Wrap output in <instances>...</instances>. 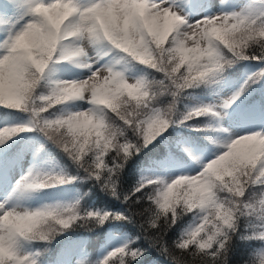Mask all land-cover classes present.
<instances>
[{
    "label": "snow or ice",
    "instance_id": "6c2138e0",
    "mask_svg": "<svg viewBox=\"0 0 264 264\" xmlns=\"http://www.w3.org/2000/svg\"><path fill=\"white\" fill-rule=\"evenodd\" d=\"M98 45L108 53L121 54L119 60L95 69L83 80L50 79L54 63L91 69L84 58L90 46ZM250 60L264 64V6L206 15L191 23L168 0H0V109L30 116L27 124L0 127V191L15 179L16 169L31 151L15 140L25 132L42 133L83 170L86 179L117 199L121 198L120 176L128 162L150 146L152 156L146 169L152 174L143 175L142 170L134 188L123 195L129 205L127 214L105 210L81 214L79 200L35 210L0 203V264H44L40 251L23 253L22 248L51 244L49 234L42 230L49 220L61 229L58 235L79 221L118 229L132 223L140 228L135 238L126 236V242L102 260L78 259L75 264H134L147 251L140 240L172 264H229L232 241L238 234L240 240L257 245L248 262L264 264V222L251 218V204H239L247 210L252 229L240 233L243 216L224 200L236 196L247 201L253 190L264 188V97L249 99L253 86L264 80V67L252 72L223 104L224 109L235 105L252 114L250 122L259 119V127L232 139L227 150L197 174L180 175L170 182L166 178L185 167L193 153L210 151L202 140L174 141L164 136L174 124L167 118L168 111L188 90L216 83V78L226 85L227 69ZM121 61L146 66L163 78L132 79L126 70L118 69ZM42 86L48 88L46 94L39 91ZM166 95L171 97L167 107L159 106ZM77 101L90 107L55 114L58 106ZM210 113L217 115L210 105L198 107L179 123H200L198 118ZM61 135L67 139H60ZM177 178H185L180 183L188 185L187 194L181 195L173 186ZM76 179L29 169L13 191H40ZM260 208L264 210V201ZM65 212L72 215L65 216ZM188 215L197 222L170 244L168 233ZM75 254L66 251L61 264H68Z\"/></svg>",
    "mask_w": 264,
    "mask_h": 264
},
{
    "label": "trees",
    "instance_id": "16d2710c",
    "mask_svg": "<svg viewBox=\"0 0 264 264\" xmlns=\"http://www.w3.org/2000/svg\"><path fill=\"white\" fill-rule=\"evenodd\" d=\"M150 69V68H149ZM155 73V74H154ZM162 74L158 73L152 69H150L149 77L148 79H162ZM209 85V83L203 84L200 87H197L193 89L194 91L200 92L203 88H206ZM39 91L42 94H46L48 91V88L46 86H42ZM190 91V90H188ZM161 104L159 106H166L167 103L171 100L170 96H163L160 98ZM191 111L188 107L185 106L184 101V95L181 98L180 102L178 103V115L175 117V119L178 121L177 123H174L166 133H164V136H167L169 140H177V137L180 132L186 133L185 131H181L183 128L182 124L179 123L180 120L183 119V115ZM200 121H208V116L200 117L198 118ZM209 122V121H208ZM187 124H201L197 123L196 121H186ZM192 138H200V135L197 131L192 132ZM151 150V146L149 149H145L142 153H140L138 156L134 157L132 160L128 162V165L125 167L123 173L120 176V191H121V198L117 199L111 195H109L107 192L103 191L99 185L94 186V182L91 180L86 179V174L83 172L82 169H79L77 167V171L79 172V179H76L79 181L78 185V191L80 192V211L81 214H83L85 211H87L88 208H96L97 210H105V211H113V212H125L128 209L129 205L124 203L123 201V195L130 192L134 186L137 184V182L140 180V172L139 170L144 165H148L149 162L152 159V156L149 155ZM75 172V173H76ZM135 208H140V205H135ZM127 214V213H126ZM187 217V216H186ZM185 217V218H186ZM184 218V219H185ZM137 219H140L139 217ZM184 221V220H183ZM113 223H119V222H113ZM78 224L85 225L83 221H79ZM184 222H182V225ZM85 232L91 234V238H98L100 237L101 233L103 231H106L108 228H111L108 224H105L103 226H94L91 222H89L85 227ZM98 229V232L97 230ZM127 230L131 235H133V238L140 232V228L137 224L127 223L126 227L124 228ZM181 227L174 228L171 232L168 233V242L171 244L175 239L179 237V233L181 232ZM251 227L248 224V218L242 217L240 219V233H249L251 232ZM138 243L141 245L142 248L147 249V251L144 252V255L142 256L143 259L152 258L154 256L156 257H164L159 251L153 248H149L147 243L143 240L138 241ZM233 249L234 251L230 253L229 256V264H246V261L249 260V257L252 255L253 251L256 249L257 245L254 242H248L240 240L239 234L236 235L233 238L232 241ZM95 244L92 241L90 245L87 247L86 251L88 255L94 256V249ZM44 248H47V251H44ZM36 251H40L42 253L41 259L44 261V264L47 262H53L58 254V248H55V251L53 253V243L51 242L50 245H42V244H35ZM71 250V247L70 249ZM151 251H153V254L151 255ZM157 251L156 254L154 252ZM85 255V254H84ZM82 256L81 254L79 256H82L84 259H86V256ZM93 257H87V260L94 261ZM160 264H165L162 259L160 261Z\"/></svg>",
    "mask_w": 264,
    "mask_h": 264
},
{
    "label": "rangeland",
    "instance_id": "374dc122",
    "mask_svg": "<svg viewBox=\"0 0 264 264\" xmlns=\"http://www.w3.org/2000/svg\"><path fill=\"white\" fill-rule=\"evenodd\" d=\"M183 1V2H182ZM223 0H221V5L219 7V10L222 12L225 11V7L223 4ZM188 2H186L185 0H181L179 1V3L175 4L178 7H180L183 12L188 16L189 20L191 23H195L194 19L197 17L196 16V12L198 11V9L194 8L193 10H189L187 4ZM237 9V8H235ZM231 11H234L231 10ZM107 53V54H106ZM86 60L87 63L92 64V68H87V67H78L75 63H71L72 65H66V64H53L50 67V79H60V80H83L86 79L92 71H94L97 68H101L103 67L105 64H115L118 59L117 57V52H111L108 53V50L106 47L103 46H90L88 49V57L84 58ZM118 69L123 70V68L118 64L117 65ZM128 76L132 79H136V77L132 74L129 73ZM226 101V97L224 96V99H214V101H211V105L214 109L218 110V115L220 117V122L223 126H225V123L223 122V120L221 119V116H223V113H225V109L223 108V104ZM77 102H74V104H76ZM79 107L76 110L73 111H65L64 115L70 113V112H76V111H81V110H85L88 107H90L89 104L85 103L84 101H80ZM70 105V104H67ZM69 107V106H68ZM72 109H74L72 107ZM234 120H236V118H232L231 121L233 122ZM9 124L8 121L6 120V118H2L0 120V127H4L5 125ZM229 133V132H228ZM239 135L236 136H232L230 141L232 139L235 138H239ZM229 144V136H223L220 138H217V140H215L214 146H215V150L213 152V155L210 156L207 159L204 158H200V162H202V165L196 170L195 174H197V172L199 170H201L204 166H206V164L208 162H210L211 159L216 158L217 154H221V150L226 147V145ZM180 174V172L174 171L171 176L166 177L169 182L171 181V179H174L176 177H178ZM193 174V175H195ZM9 198V195L7 196ZM13 199L17 202L20 203V198H18L17 196L13 197ZM4 200L1 199L0 203H3ZM7 207H13L10 205H7ZM23 208H27V207H23ZM197 222V218H195L191 224L189 226H194V224ZM116 238V239H113ZM113 239V240H112ZM108 240H112L109 242V244L107 246H102V256H106L108 255L109 252H111L115 246H117V243L122 242L121 238H117L116 237H112L111 239ZM125 241V240H124ZM124 243V242H123ZM114 244V245H113ZM113 245V246H112ZM22 252L23 253H29L31 252V249L28 247L22 248Z\"/></svg>",
    "mask_w": 264,
    "mask_h": 264
},
{
    "label": "clouds",
    "instance_id": "9594fccd",
    "mask_svg": "<svg viewBox=\"0 0 264 264\" xmlns=\"http://www.w3.org/2000/svg\"><path fill=\"white\" fill-rule=\"evenodd\" d=\"M178 114L179 113H178V103H177L175 106H173L171 108L170 111H168L167 118L169 119V121L171 123H177L178 121L175 119V117H177ZM184 115H183V118H184ZM59 138L62 140L67 139V137L63 136V135H61ZM182 179H185V178H177L176 181H173V186H175L176 188L179 189L181 195H185L188 192V185L187 184H181L180 180H182ZM170 187H172V186H170ZM220 191L223 192V189H220ZM224 200L226 201L228 207H230L234 213H240V215L243 216L244 218H249V214H248L246 209L239 208L238 205L242 204V203L251 204L253 207V211L250 214L251 218L255 222H264V210H261V208H260V201H264V188L260 189L259 191L253 190L249 194L247 201L239 199L236 196H226V197H224ZM64 215L70 216V215H72V213L71 212H65ZM212 215H213L214 219H216V220L219 219V217H217V215H216L215 210H213ZM239 218H240V216L237 217V219H239ZM42 230L45 233L49 234L51 242L54 241L56 239V237L58 236V234L61 232V229L58 227V225L51 220H49L43 226ZM211 231H215V229L213 228V229H211ZM204 238L207 239L208 234H206ZM221 264H223V262H221ZM246 264H250V262L246 261Z\"/></svg>",
    "mask_w": 264,
    "mask_h": 264
}]
</instances>
